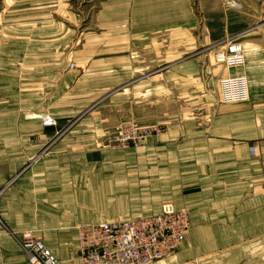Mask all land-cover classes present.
I'll return each instance as SVG.
<instances>
[{
    "label": "crops",
    "instance_id": "1",
    "mask_svg": "<svg viewBox=\"0 0 264 264\" xmlns=\"http://www.w3.org/2000/svg\"><path fill=\"white\" fill-rule=\"evenodd\" d=\"M262 23L264 0H102L74 50L76 29L59 24L8 32L21 39L0 40V264H29V232L56 264H82L81 228L166 203L191 230L151 264H264ZM237 36L243 68L208 63ZM226 76L247 79L250 102L222 104ZM131 121L164 133L139 151L101 148Z\"/></svg>",
    "mask_w": 264,
    "mask_h": 264
},
{
    "label": "built area",
    "instance_id": "2",
    "mask_svg": "<svg viewBox=\"0 0 264 264\" xmlns=\"http://www.w3.org/2000/svg\"><path fill=\"white\" fill-rule=\"evenodd\" d=\"M215 64L227 70L245 66L243 45L229 41L216 53ZM220 98L225 105L250 102L249 84L243 76L223 78L220 81ZM45 127H54L55 121L41 116ZM132 133L121 144L129 147ZM150 131H141L139 142L151 136ZM191 230L190 214L187 209L177 210L172 204H164L160 214L119 223L94 224L83 227L79 235L78 254L82 264H151L164 261L175 255ZM20 246L28 257L29 264H56L42 240L29 232L22 236Z\"/></svg>",
    "mask_w": 264,
    "mask_h": 264
},
{
    "label": "rangeland",
    "instance_id": "3",
    "mask_svg": "<svg viewBox=\"0 0 264 264\" xmlns=\"http://www.w3.org/2000/svg\"><path fill=\"white\" fill-rule=\"evenodd\" d=\"M101 2L102 0H0V40H13L15 42H18V40L21 39L20 37L11 38L6 37L5 35H7L8 32L20 34V32L23 30H30L34 33L33 35L36 36L37 33L35 32H38V28L42 26L52 27L55 23L56 25L59 24L58 26L65 28L66 30H69V28H72V30L76 29L77 33H75L76 35L74 34V37L72 39L75 45V47L73 46L74 50L76 49V47H80V45L82 44L81 41L88 29L87 25L91 23V20L94 18L96 10L98 9ZM263 24L264 23H262L261 25ZM33 39H36V37H33ZM232 40H236L238 43L242 44L238 36L235 37V39L224 41L219 49L213 51L208 50L210 54L207 57L208 63L212 66H217L214 60L216 53L219 52L227 42ZM68 52H70V49ZM68 70L78 71L82 76L84 74L83 72L85 68L77 66L75 65V63L70 62ZM225 71L229 73L232 70L230 71L225 69ZM227 77L229 76H226L225 78ZM220 93L221 90L219 82V94ZM132 127L136 130L137 134L133 135L130 138L129 147L125 148L121 144V141L125 140L128 135H132L131 132L126 131V129H131ZM147 130L152 132V135L148 136L147 139L143 140L142 142H139V138L137 137L140 136V132ZM163 133V127H144L136 121H131L130 123L123 124L121 126H118L116 129H113L111 131V134L104 141V145H102L101 148L107 147L106 149L111 152H127L132 150L139 151L143 148L148 139L152 137L159 138ZM173 257L174 255L166 258L165 260L171 259Z\"/></svg>",
    "mask_w": 264,
    "mask_h": 264
}]
</instances>
